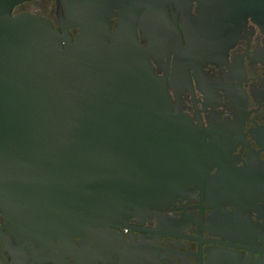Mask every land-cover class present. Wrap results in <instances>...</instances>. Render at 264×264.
I'll use <instances>...</instances> for the list:
<instances>
[{"label":"water","instance_id":"water-1","mask_svg":"<svg viewBox=\"0 0 264 264\" xmlns=\"http://www.w3.org/2000/svg\"><path fill=\"white\" fill-rule=\"evenodd\" d=\"M23 1L0 0V212L8 228L47 243L106 232L131 208L156 205L206 173L191 123L173 111L148 59L153 47L137 41L126 13L112 32L99 0H63L70 21L56 30L40 15H13ZM204 1L219 22L242 14L264 24V0ZM222 264H237L236 256Z\"/></svg>","mask_w":264,"mask_h":264},{"label":"flooded vegetation","instance_id":"flooded-vegetation-1","mask_svg":"<svg viewBox=\"0 0 264 264\" xmlns=\"http://www.w3.org/2000/svg\"><path fill=\"white\" fill-rule=\"evenodd\" d=\"M113 32L126 13L164 80L173 111L186 116L208 169L158 204L131 208L106 232L27 240L0 212V264H237L264 259V24L219 22L204 0H99ZM61 30L63 0H27ZM207 13L211 23L207 20ZM208 28V32L204 30ZM77 26L69 27L72 40ZM204 31V32H203Z\"/></svg>","mask_w":264,"mask_h":264}]
</instances>
